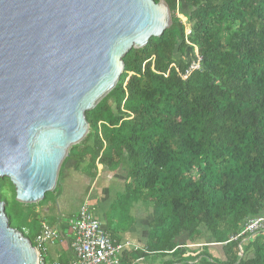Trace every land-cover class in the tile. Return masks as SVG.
<instances>
[{
    "label": "trees",
    "instance_id": "trees-1",
    "mask_svg": "<svg viewBox=\"0 0 264 264\" xmlns=\"http://www.w3.org/2000/svg\"><path fill=\"white\" fill-rule=\"evenodd\" d=\"M162 1L170 28L126 54L62 167L74 160L90 178L96 165L127 170L112 220L151 206L145 252H126L121 264H264V233L234 239L264 217V0ZM194 49L200 70L182 78ZM0 201L10 228L34 247L38 208L18 204L6 178Z\"/></svg>",
    "mask_w": 264,
    "mask_h": 264
},
{
    "label": "water",
    "instance_id": "water-1",
    "mask_svg": "<svg viewBox=\"0 0 264 264\" xmlns=\"http://www.w3.org/2000/svg\"><path fill=\"white\" fill-rule=\"evenodd\" d=\"M162 0H0V179L33 205L59 184L86 113L116 86L123 58L171 26ZM0 201V264H37Z\"/></svg>",
    "mask_w": 264,
    "mask_h": 264
},
{
    "label": "crops",
    "instance_id": "crops-1",
    "mask_svg": "<svg viewBox=\"0 0 264 264\" xmlns=\"http://www.w3.org/2000/svg\"><path fill=\"white\" fill-rule=\"evenodd\" d=\"M95 168V177L90 178L84 173L86 169L84 165L78 166L74 160L66 161L61 168L59 184L49 196L48 202L37 206L39 219L54 229L58 235V240L47 248L45 264L72 263L71 224L84 202L90 206L93 216L110 238L131 244L135 249H132L133 251L145 252L149 224L152 220L151 209L143 210L136 205L129 211V217L123 219L115 217L112 220L109 209L124 190L128 178L127 170L124 167L107 170L99 165ZM68 214L70 217L67 220L64 215ZM48 217H51V225L47 223ZM129 251L131 250H127ZM134 264H152V262L142 258L136 260Z\"/></svg>",
    "mask_w": 264,
    "mask_h": 264
},
{
    "label": "built area",
    "instance_id": "built-area-1",
    "mask_svg": "<svg viewBox=\"0 0 264 264\" xmlns=\"http://www.w3.org/2000/svg\"><path fill=\"white\" fill-rule=\"evenodd\" d=\"M189 34V32H187ZM201 57L194 49L193 59L182 78L188 77L191 73L200 70ZM73 239L71 248L73 252V261L71 264H121V259L127 250H135L131 244L123 243L111 239L102 230L100 222L93 216L90 206L84 202L78 211V214L72 222ZM264 233V217H254L248 220L241 230V236H253ZM27 233H25L26 235ZM58 240L57 232L49 227L45 222L40 225V232L34 238V248L37 252V264L43 262L47 248ZM195 245H188L186 248H197ZM133 249V250H132ZM189 254L191 256H196Z\"/></svg>",
    "mask_w": 264,
    "mask_h": 264
},
{
    "label": "rangeland",
    "instance_id": "rangeland-1",
    "mask_svg": "<svg viewBox=\"0 0 264 264\" xmlns=\"http://www.w3.org/2000/svg\"><path fill=\"white\" fill-rule=\"evenodd\" d=\"M177 16L179 17V19L184 23L185 21H184V19L177 13ZM186 30H187V32H188V27L186 26ZM9 188H7V189H4L5 191H4V196H6L5 197V199H9V201L11 200L10 199V192H9V190H8ZM124 192V191H123ZM122 192V193H123ZM49 195H51L52 193H48ZM49 195H48V197H47V199L43 202V201H40V202H38V203H36V204H33V205H23V206H35V207H37V205H43V204H46L47 202H48V200H49ZM72 198V197H71ZM69 203H73V201H69ZM139 206L141 207V209H143V210H145V209H148V208H151V206H149V205H143V204H139ZM70 212V211H69ZM70 214V213H69ZM64 215V218L65 219H67L68 220V218L70 217V215ZM47 223L49 224V225H51V223H52V221H51V217H48V219H47ZM153 264H161L160 263V260H157V261H155V262H153Z\"/></svg>",
    "mask_w": 264,
    "mask_h": 264
}]
</instances>
